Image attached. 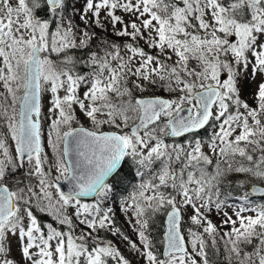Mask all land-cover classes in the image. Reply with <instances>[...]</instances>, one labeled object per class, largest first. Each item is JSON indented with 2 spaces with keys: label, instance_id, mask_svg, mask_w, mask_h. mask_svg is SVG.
Here are the masks:
<instances>
[{
  "label": "snow or ice",
  "instance_id": "6c2138e0",
  "mask_svg": "<svg viewBox=\"0 0 264 264\" xmlns=\"http://www.w3.org/2000/svg\"><path fill=\"white\" fill-rule=\"evenodd\" d=\"M256 77L253 106L241 92ZM0 129V264H130L101 231L146 264H215L220 241L227 264H264L252 199L264 201V0H0ZM234 174L261 182L236 198L235 219L223 211ZM130 186L120 208L138 242L105 206ZM189 210L200 230L186 241ZM214 211L231 225L222 235ZM161 215L163 258L150 239Z\"/></svg>",
  "mask_w": 264,
  "mask_h": 264
},
{
  "label": "rangeland",
  "instance_id": "374dc122",
  "mask_svg": "<svg viewBox=\"0 0 264 264\" xmlns=\"http://www.w3.org/2000/svg\"><path fill=\"white\" fill-rule=\"evenodd\" d=\"M74 2V7L79 9L82 7L83 5V0H71V3ZM73 13V11H72ZM118 15L121 14V13H117ZM72 16V15H70ZM75 21L77 23H80L79 21V16L77 15L75 17ZM108 35H111V40L117 42V43H123L124 41L127 40L126 37L124 38H121V37H116L114 34H111L110 32L108 33ZM96 44L99 43V40H96L95 41ZM140 46L144 47L146 51H151L153 52V54H155V50H150L147 48V46L144 44L143 41H140ZM195 62H191V64H194ZM261 82V77H256L254 78V81L253 82H249L248 80H245L242 84V92H241V98L243 100H247V102L249 104H252L254 106V101L252 99V96L253 94L255 93L256 91V88H257V85L258 83ZM83 91V89H81V92ZM146 94H150V95H159V96H163V97H168L169 94L163 90H160V89H150L148 92H145L143 93V95H146ZM137 95H140L139 93H137ZM47 107H48V99L47 97H45L44 99V111L45 113H47ZM78 114H79V110H77ZM79 118H80V121L81 123L84 125V126H89V121L87 119H85V117L83 115H79ZM44 127H45V130L47 128V122L45 121L44 123ZM104 130H109L107 128V126L105 127ZM0 131H3V129H0ZM210 131V130H209ZM207 133L204 131V134L202 135V137H206ZM190 138V137H189ZM166 141L167 142H172L173 139H170V138H166ZM45 145H46V151L48 152L49 156L51 157L52 153H51V149L47 147V144H46V135H45ZM234 182L237 184V188L238 187V184L240 181H244L245 183V186L247 185L248 189L249 187L252 185V184H260L261 185V182L259 180H257L256 178L254 177H249L248 179H245V177L243 176V174H234L232 177H231ZM132 190L129 191V193L131 192ZM128 193V194H129ZM127 194V196H128ZM258 197V196H257ZM124 199V198H123ZM254 199V198H253ZM255 202L257 204L259 203H264V201L262 200H259L258 199H254ZM94 202L93 201H90L88 203H92ZM229 204H231L230 202H228ZM232 205V204H231ZM105 206H110V203L109 201L106 203ZM237 207L235 205H232V207H226L223 209V211H227L229 215H232L233 216V219H235V216L233 215V212H234V208ZM113 209H115V212H120L119 214V217H120V222H117V226L121 229V231L124 233V235H127L131 240L133 241H137L138 242V238L136 236V233L132 227V225L129 223V220L131 218V213H127L125 214L124 212H122L120 209H117V207H112ZM71 209L69 210V213H71ZM37 216H38V219L40 221L41 224H47V223H53L55 227H58V228H62L63 226H60L59 224L55 223L53 221V218L51 216H48L44 213H39L37 212L36 213ZM125 217L124 220H123V216ZM190 215V210L188 213H186L184 215V221H183V229H182V232L183 234L185 235V239L186 241L188 240V229L191 227V228H194L195 230L199 231L200 229H196V226L192 225L191 224V221L189 220L188 216ZM244 215H254V213L252 212H245ZM223 215L222 214H218L216 213L215 211L209 216V219L212 220V222L214 224H216L219 228V231H220V234L222 235L224 231H227L230 229L231 225H226V226H223L221 225V221L223 220ZM83 227V226H81ZM63 230H67L66 227H63ZM164 232H165V229H164ZM77 235H79V229H77V232H76ZM103 235H105L107 237V239L111 240L113 242V246L114 247H117L121 253L125 256L126 259H128L130 261V264H146V261L143 260V258H141L139 256L138 253L134 252L129 246H128V242L127 241H124L120 236H112L111 233H108V232H102ZM210 239V238H209ZM162 244H163V240H162ZM187 247H188V250L191 252V245L190 243L187 244ZM245 251H252V247L251 245H249V249L248 250H245ZM13 256L17 259V260H20V252L18 251L17 247H16V243L15 241H13ZM161 258H163L162 256H160ZM197 260H199L200 258L199 257H196ZM109 264H111V261L109 262Z\"/></svg>",
  "mask_w": 264,
  "mask_h": 264
},
{
  "label": "trees",
  "instance_id": "16d2710c",
  "mask_svg": "<svg viewBox=\"0 0 264 264\" xmlns=\"http://www.w3.org/2000/svg\"><path fill=\"white\" fill-rule=\"evenodd\" d=\"M74 1V0H73ZM72 5H74V2H72ZM68 15H74L72 13V7H69L68 9ZM76 17V16H75ZM99 31V30H98ZM100 35H104L103 33H100ZM109 38H111V35H108ZM100 42V41H99ZM96 44V42L94 41V45ZM145 96H150V94H146ZM204 134V130H202L199 135L202 137V135ZM232 179V178H231ZM233 183L230 187L226 186V191H229L231 192V197L229 199L228 202L230 203H236V197H238L241 193L245 192V191H248L249 192V189L247 187V185L245 186V188L241 189V188H237V184L234 182V180L232 179ZM138 181L136 182H133V183H137ZM132 190L131 186L129 187L128 189V192L127 194L129 193V191ZM124 198V196L121 195V198H117V200L115 202L109 200V202L112 203V205H115L119 200H122ZM113 212L115 213V216H114V220L115 222H120V217H119V214L120 212H115V209H113ZM164 218L165 216H157L154 220V223L152 224L151 228H150V239L152 241V244H153V247H154V250L157 252L158 255L162 256V236H163V233H164ZM117 226V225H116ZM103 231H101L99 233L100 237L106 241L107 237L105 235L102 234ZM209 243H210V239H209ZM218 247L220 248V253L213 257L214 261H215V264H227V260L225 259V253H224V248H223V241H220L219 242V245ZM252 247V246H251ZM249 249V246L245 247L244 250H248Z\"/></svg>",
  "mask_w": 264,
  "mask_h": 264
},
{
  "label": "water",
  "instance_id": "95a60500",
  "mask_svg": "<svg viewBox=\"0 0 264 264\" xmlns=\"http://www.w3.org/2000/svg\"><path fill=\"white\" fill-rule=\"evenodd\" d=\"M167 98V97H166ZM202 131V130H201ZM170 139H180V138H170ZM63 183V190L64 191H67L68 190V186H67V184L66 183H64V182H62ZM261 185H259V184H252L251 186H250V188H249V191H251V189L252 188H258V187H260ZM256 196H258V195H256ZM85 198H92V199H94L95 197L94 196H89V197H85ZM165 221H166V217H165ZM165 221H164V228H165ZM183 233V232H182ZM185 236V235H184ZM162 239H163V248H162V254H163V252L165 251V244H166V241H165V239H164V233H163V236H162ZM187 246V245H186ZM162 257H163V255H162Z\"/></svg>",
  "mask_w": 264,
  "mask_h": 264
},
{
  "label": "flooded vegetation",
  "instance_id": "af4514ba",
  "mask_svg": "<svg viewBox=\"0 0 264 264\" xmlns=\"http://www.w3.org/2000/svg\"><path fill=\"white\" fill-rule=\"evenodd\" d=\"M122 196H124V199L127 198V192L122 193ZM118 198H121V197H118ZM253 198L255 199V198H257V197H252V199H253ZM82 199H83L84 202H90V201L95 200L96 197H95L94 199H92V198H89V199H88V198H82ZM121 201H122V200H119L115 205H112L111 202H109V203H110V206H111V207H117V209H120V210H121V208H120V203H121ZM122 216H123V214H122ZM124 218H125V217L123 216V220H124ZM115 224L117 225L116 222H115ZM107 240H109V239H106V241H107Z\"/></svg>",
  "mask_w": 264,
  "mask_h": 264
},
{
  "label": "bare ground",
  "instance_id": "6f19581e",
  "mask_svg": "<svg viewBox=\"0 0 264 264\" xmlns=\"http://www.w3.org/2000/svg\"><path fill=\"white\" fill-rule=\"evenodd\" d=\"M253 197H255V196H253ZM164 221H165V218H164Z\"/></svg>",
  "mask_w": 264,
  "mask_h": 264
}]
</instances>
